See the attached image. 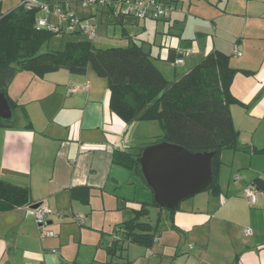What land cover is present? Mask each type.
<instances>
[{
	"label": "crops",
	"instance_id": "1",
	"mask_svg": "<svg viewBox=\"0 0 264 264\" xmlns=\"http://www.w3.org/2000/svg\"><path fill=\"white\" fill-rule=\"evenodd\" d=\"M222 2L212 0L214 11L195 15L192 28L185 26L178 37L161 40L158 66L153 47L123 29L127 36L122 34L121 46L131 39L143 42L170 81L215 50L228 54L237 69L231 91L243 103L231 106L240 135L237 148L221 153L220 193L206 189L187 197L173 214L149 206L145 217L156 213L157 222L141 220L152 225L153 244L125 242L135 246L127 264H264V192L255 188L251 201L245 191L256 178L264 179V0H225L220 7ZM173 3L177 6L179 0ZM100 9L81 17L93 19ZM127 15L120 17L122 23ZM186 47L194 51L187 55L190 68L184 72L186 56L182 65L174 59ZM166 60L175 66L173 73ZM8 94L17 107L9 122L0 124V179L28 186L31 200L0 211V264H106V255L98 257L104 251L105 228L116 224L120 229L122 220L133 218L143 202L154 198L139 169L115 164L113 151L140 152L158 143L159 138L153 139L157 131H151L154 121L127 123L112 111L108 79L92 66L83 73L62 68L43 77L19 71ZM80 186L90 188L88 203L72 196V188ZM139 186L148 192L139 195ZM38 203L52 209L43 228L30 212ZM245 227L252 233L246 234ZM48 229L56 236L42 237ZM114 245L122 246L116 230L107 254L117 250Z\"/></svg>",
	"mask_w": 264,
	"mask_h": 264
},
{
	"label": "trees",
	"instance_id": "2",
	"mask_svg": "<svg viewBox=\"0 0 264 264\" xmlns=\"http://www.w3.org/2000/svg\"><path fill=\"white\" fill-rule=\"evenodd\" d=\"M2 9L0 0V92L7 97L12 111L17 102L9 96L8 88L19 71L28 70L43 77L62 68L83 73L92 66L98 75L108 79L110 107L124 121H158L163 130L159 142L181 145L192 152H214L213 181L207 190L220 193L221 153L237 148L240 135L234 125L231 106L243 104L231 91L237 69L230 65L228 54L215 50L187 73L170 81L158 69L143 42L131 39L126 47L101 48L76 32L71 33L73 39L66 41L63 47L42 51L52 38L69 33L58 35L38 29V8L26 9L20 4L6 13ZM123 34L127 36L125 30ZM7 122L9 119L0 117V124ZM142 153L143 150L115 149L113 162L127 169L138 168L143 174L139 161ZM253 185L264 192V179L256 178ZM72 196L88 203L90 188H72ZM30 200L28 186L0 179V211L29 205ZM152 205L161 207L155 198L152 202H143L133 218L118 226L120 229L116 232L122 235V248L125 242L153 244V227L141 220L149 214L148 207Z\"/></svg>",
	"mask_w": 264,
	"mask_h": 264
},
{
	"label": "rangeland",
	"instance_id": "3",
	"mask_svg": "<svg viewBox=\"0 0 264 264\" xmlns=\"http://www.w3.org/2000/svg\"><path fill=\"white\" fill-rule=\"evenodd\" d=\"M72 6L77 10L78 14L81 16L82 13L86 15H90V13L94 12L92 9L94 7H82L80 4V0H71ZM3 2V9L5 11L12 10L19 6L21 0H2ZM225 0H223L222 4L219 5L220 7L224 6ZM214 5H212V0H179V4H177L175 10L172 12V18H163V19H155V18H146L138 19L134 15H127L125 23L120 21V17L116 16L113 12L110 11L109 7L101 8L98 12L97 16L93 18V22L97 26V36L94 40L95 44L101 48H108L113 46H121L122 45V34L123 29L127 27L130 29L132 33H137L141 35L143 39H145L144 43L146 47L152 46L153 47V55L156 57L159 53V43L161 40L170 37H178L181 34L185 26L187 29L192 28V21H196L197 18L195 15H199L205 11H214ZM216 8V7H215ZM54 19V18H53ZM188 20V24H187ZM198 24V22H196ZM69 39H73L71 34H66L64 36H56L51 39L50 42L44 44L42 47V51L52 50V49H59L64 46L66 41ZM186 65L187 68H190L189 60L190 58L186 56ZM155 62L157 66L159 65L160 58H155ZM164 64L172 71L175 70V66L170 60H166ZM185 66H178V70L184 69ZM153 127L151 131H157L158 134H154V140L159 138V134L163 133L161 125L158 121H154ZM139 179V178H138ZM139 182H143V180L139 179ZM142 184V183H141ZM144 184V182H143ZM146 189H141L140 186L138 187V194L144 195L147 191ZM149 192H152L149 190ZM152 194V193H151ZM153 198V194L151 195ZM123 215V213H122ZM144 220L151 221L153 223L157 222V214L153 213L149 217H145ZM125 220H122V222ZM116 224L109 225L105 228V244L102 246L104 251H101L98 257L101 254L106 255L107 263L106 264H127L129 257L134 255V245L125 243L124 248L120 246L116 251H111L108 254L106 250L109 249V245H111V241L114 236V232L117 228ZM108 241V242H107ZM131 247V249H130ZM105 252V253H104Z\"/></svg>",
	"mask_w": 264,
	"mask_h": 264
},
{
	"label": "water",
	"instance_id": "4",
	"mask_svg": "<svg viewBox=\"0 0 264 264\" xmlns=\"http://www.w3.org/2000/svg\"><path fill=\"white\" fill-rule=\"evenodd\" d=\"M12 114L7 97L0 92V117L10 119ZM214 154L192 152L167 141L146 147L139 161L146 182L154 191L155 201L162 207L176 210L185 198L208 189L213 181Z\"/></svg>",
	"mask_w": 264,
	"mask_h": 264
},
{
	"label": "built area",
	"instance_id": "5",
	"mask_svg": "<svg viewBox=\"0 0 264 264\" xmlns=\"http://www.w3.org/2000/svg\"><path fill=\"white\" fill-rule=\"evenodd\" d=\"M82 7H109L110 11L116 16L122 17L125 14L134 15L138 19L169 18L176 6L173 0H80ZM26 9L38 8L36 27L38 29H47L51 32L62 35V33L81 32L89 40H94L97 36V26L93 19L82 18L72 6L71 0L63 2H52L50 0H21L20 3ZM56 18L53 21L52 18ZM192 47H186L175 57L174 64L182 65L185 62V56L193 53ZM247 196L251 201L255 200V186L252 184L245 189ZM52 209L48 204L41 203L36 208H31L38 226L45 227L48 224L49 214ZM246 234L252 233L250 227H245ZM42 237H54L56 232L48 229L42 231Z\"/></svg>",
	"mask_w": 264,
	"mask_h": 264
}]
</instances>
